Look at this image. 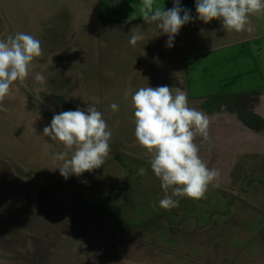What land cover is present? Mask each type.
<instances>
[{
  "label": "rangeland",
  "instance_id": "rangeland-1",
  "mask_svg": "<svg viewBox=\"0 0 264 264\" xmlns=\"http://www.w3.org/2000/svg\"><path fill=\"white\" fill-rule=\"evenodd\" d=\"M124 1L128 9L130 0H0V40L24 32L42 49L0 111V264L42 262L38 244L50 241L51 229L67 228L61 202L78 207L72 197L86 198V219L98 234L76 235L70 254L46 264H88L121 238L194 263L226 264L228 251L260 250L244 238L264 227V11L249 16L251 31L226 32L219 20L195 18V0H179L193 20L168 48L157 25L128 15ZM159 2L161 10L173 7ZM133 33L142 35L134 46ZM163 85L173 95L184 91L189 107L208 116L209 139L198 135L194 143L208 168L220 170L205 198H178L172 209L159 206L165 193L152 154L136 141L131 99L141 87ZM91 106L112 132L110 152L100 168L65 180L55 169L63 161L54 159L63 145L43 129L55 114Z\"/></svg>",
  "mask_w": 264,
  "mask_h": 264
},
{
  "label": "clouds",
  "instance_id": "clouds-1",
  "mask_svg": "<svg viewBox=\"0 0 264 264\" xmlns=\"http://www.w3.org/2000/svg\"><path fill=\"white\" fill-rule=\"evenodd\" d=\"M154 4L155 0H140V17L147 25L155 23L159 34L168 37L166 47L171 48L180 29L193 17L179 0H173V7L168 10ZM195 10L199 21L208 24L219 20L226 32L239 33L251 31L246 28L249 16L264 11V0H195ZM141 39L140 33H133L129 43L134 46ZM41 54L40 40L30 34L17 32L0 40V111H7L2 102L13 82L24 80L29 65ZM35 80L43 83L45 77L36 73ZM131 99L136 141L152 154L150 167L165 193L159 206L172 209L179 206L178 198L194 201L205 198L210 185L218 186L214 181L220 176L219 169L208 168L194 143L198 135L209 139L208 116L189 107L184 91L177 88L173 95L167 85L141 87ZM109 107L114 112L119 110L116 103ZM43 136L63 145L64 151L54 157L63 163L55 169L67 180L69 176L80 177L104 165L112 132L103 114L91 106L53 115L50 125L43 129ZM139 173L144 175L145 169L140 168Z\"/></svg>",
  "mask_w": 264,
  "mask_h": 264
},
{
  "label": "crops",
  "instance_id": "crops-1",
  "mask_svg": "<svg viewBox=\"0 0 264 264\" xmlns=\"http://www.w3.org/2000/svg\"><path fill=\"white\" fill-rule=\"evenodd\" d=\"M159 1L162 0H155L154 7H165V4ZM126 3V1L123 2V8L128 15H140V0H135L134 2L130 0L128 2L130 5L128 9ZM136 19L139 20L141 18ZM57 199L61 200L59 198ZM72 199L77 203L78 207L68 206L66 202L61 200V203L65 206L62 208V214L66 218L65 223L67 228L62 230L61 228L55 227L48 232L47 236L50 238V241H45L41 244H38V251H36L38 257L40 259L42 258V262L38 261L34 262V264L49 263L52 261V256L54 254L59 256L61 252V258H63L68 253L70 254L71 251H68V248L71 242L76 238V235H81L80 238H87L88 235L98 234L95 225L90 224V217L86 219V214L88 213L89 208L86 206V198L84 197L79 201H76L74 197H72ZM57 203L61 206L59 201ZM262 211H264V208H262ZM50 219L52 224H54V218L51 217ZM18 220H20V218H18ZM243 224L245 229H247L246 227L250 228L256 226V222H254L251 226L247 222H243ZM57 230H59V234L55 233ZM259 230L260 232L254 236L248 232L247 238L244 239L254 238V240L259 241L261 244L260 250H252L250 254L243 256L234 254L232 250L228 251L226 264H264V227L259 228ZM145 254H147L149 258L143 259L142 257ZM99 256L97 258H93V260L88 264H183L185 261L187 262L186 264H195L191 259L182 257L180 255L156 250L153 248H140L137 244L125 242V240L122 238L116 239L114 242H112L111 245L105 248ZM104 256H109L110 260L106 263H100L102 257ZM120 261L124 262L121 263ZM201 264L207 263L202 262Z\"/></svg>",
  "mask_w": 264,
  "mask_h": 264
},
{
  "label": "trees",
  "instance_id": "trees-1",
  "mask_svg": "<svg viewBox=\"0 0 264 264\" xmlns=\"http://www.w3.org/2000/svg\"><path fill=\"white\" fill-rule=\"evenodd\" d=\"M195 264H201V263L195 262Z\"/></svg>",
  "mask_w": 264,
  "mask_h": 264
}]
</instances>
